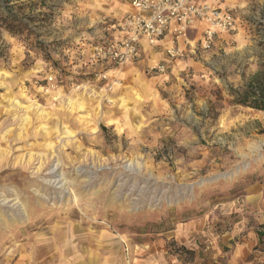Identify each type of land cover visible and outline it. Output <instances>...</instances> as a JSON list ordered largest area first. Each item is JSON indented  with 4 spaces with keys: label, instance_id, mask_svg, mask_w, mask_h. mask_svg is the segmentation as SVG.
<instances>
[{
    "label": "rangeland",
    "instance_id": "obj_1",
    "mask_svg": "<svg viewBox=\"0 0 264 264\" xmlns=\"http://www.w3.org/2000/svg\"><path fill=\"white\" fill-rule=\"evenodd\" d=\"M223 2L209 49L200 26L117 66L94 47L129 0L10 3L32 33L0 28V264H264V112L230 103L264 0Z\"/></svg>",
    "mask_w": 264,
    "mask_h": 264
},
{
    "label": "built area",
    "instance_id": "obj_2",
    "mask_svg": "<svg viewBox=\"0 0 264 264\" xmlns=\"http://www.w3.org/2000/svg\"><path fill=\"white\" fill-rule=\"evenodd\" d=\"M223 0H129L128 10L115 23L113 36L94 47V58L106 66L138 61L143 45L166 41L169 58L183 57L180 42L203 26L200 44L209 49L218 32L236 29L237 18Z\"/></svg>",
    "mask_w": 264,
    "mask_h": 264
},
{
    "label": "trees",
    "instance_id": "obj_3",
    "mask_svg": "<svg viewBox=\"0 0 264 264\" xmlns=\"http://www.w3.org/2000/svg\"><path fill=\"white\" fill-rule=\"evenodd\" d=\"M13 0H0V28L15 37H21L23 33L31 34L29 23L24 22L18 13L14 11L15 4H10ZM44 12L40 14L43 16ZM28 19V17H26ZM29 22H32L29 20ZM40 44V43H39ZM232 97L230 103L250 107L264 112V63L250 80L240 90H230ZM261 232L259 236H263Z\"/></svg>",
    "mask_w": 264,
    "mask_h": 264
},
{
    "label": "crops",
    "instance_id": "obj_4",
    "mask_svg": "<svg viewBox=\"0 0 264 264\" xmlns=\"http://www.w3.org/2000/svg\"><path fill=\"white\" fill-rule=\"evenodd\" d=\"M128 6H129V5H128ZM128 8H129V7H128ZM126 11H127V10H126ZM122 16H123V15H122ZM166 44H167V42L164 41V42H159L155 47H149V46H148V47H149L150 50H152V49H155V48H162V47L164 48V46H166ZM143 46H144V47H143V51H144V50H146V47H147V46H146V44L143 45ZM145 46H146V47H145ZM151 48H152V49H151Z\"/></svg>",
    "mask_w": 264,
    "mask_h": 264
},
{
    "label": "bare ground",
    "instance_id": "obj_5",
    "mask_svg": "<svg viewBox=\"0 0 264 264\" xmlns=\"http://www.w3.org/2000/svg\"><path fill=\"white\" fill-rule=\"evenodd\" d=\"M4 160L6 161L7 158H4V159H3V154H2V152L0 151V167H1V166H4V165H3ZM26 163H27V165H28V164L30 163L29 160L26 161Z\"/></svg>",
    "mask_w": 264,
    "mask_h": 264
}]
</instances>
